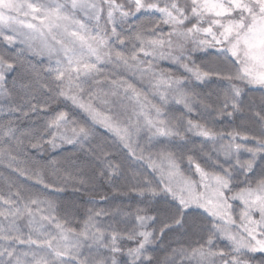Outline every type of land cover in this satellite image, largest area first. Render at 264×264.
<instances>
[{
	"label": "snow or ice",
	"instance_id": "snow-or-ice-1",
	"mask_svg": "<svg viewBox=\"0 0 264 264\" xmlns=\"http://www.w3.org/2000/svg\"><path fill=\"white\" fill-rule=\"evenodd\" d=\"M0 264H264V0H0Z\"/></svg>",
	"mask_w": 264,
	"mask_h": 264
},
{
	"label": "trees",
	"instance_id": "trees-1",
	"mask_svg": "<svg viewBox=\"0 0 264 264\" xmlns=\"http://www.w3.org/2000/svg\"><path fill=\"white\" fill-rule=\"evenodd\" d=\"M255 95H256V96H257V98H258V96H259V92H256V93H255ZM53 155H55V153H53ZM109 194L111 195L112 193H109ZM84 199L86 200V199H87V197H85Z\"/></svg>",
	"mask_w": 264,
	"mask_h": 264
}]
</instances>
